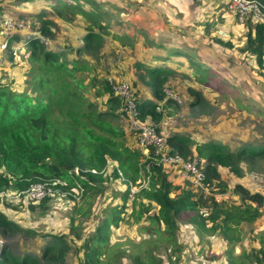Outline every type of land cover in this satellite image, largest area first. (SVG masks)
<instances>
[{"label": "trees", "instance_id": "obj_1", "mask_svg": "<svg viewBox=\"0 0 264 264\" xmlns=\"http://www.w3.org/2000/svg\"><path fill=\"white\" fill-rule=\"evenodd\" d=\"M253 1L264 10V0ZM21 2L33 0H12L13 6ZM82 3H88L91 11L82 7ZM32 4L35 11L30 10L28 15L40 20L37 31L42 34L49 33L47 28L51 21L46 18L50 13L66 21L76 15L83 16L95 25L96 29L90 27L82 37L84 50L88 49V43L97 46L102 34L107 33L106 23L101 24L97 20L105 14L102 6H112L110 2L38 0V4ZM244 25L247 31L241 51L253 55L257 67L264 70V21L251 23L246 20ZM137 34H142L145 48L153 51L152 61L145 65L142 62L137 63V66L144 70L140 80L150 89L154 99L160 95L163 78L172 72L168 66L169 62H179L176 60L183 59L193 79L205 81L215 78L210 66L202 61L203 58L183 51V42L164 37L151 38L146 36L142 29H138ZM121 37V42L126 41L127 35ZM17 39V36H10L9 42ZM132 41L135 42L133 39ZM25 44L28 50L24 53V59L31 70L28 81L25 80L26 87L19 90L21 84L4 83L0 80V191L16 192L26 189L31 183L60 179L66 185L59 188L66 190L77 184L81 188L80 198H84L91 193H101L105 180L118 179V169L125 185L122 191L116 193L119 204L103 207L93 231L82 239L78 246V250L82 252L80 264H163L161 254H155L152 248L126 254L118 251L111 257L105 255L109 231L111 227L115 228L120 221L125 220V215L126 218L131 217L133 222L147 221L153 228L146 229L147 232H154L150 234L160 236L167 246L170 245L169 254H165L170 264L174 263L170 254L177 249L178 222L190 224L197 233L204 231L210 235H221L227 244L225 251L228 264H235L229 250L231 243L239 240L235 234L236 227L241 223H252L264 216L261 211L264 198L259 192H251L238 182L229 186L226 179L241 177L242 162L264 156V142H241L234 152L217 141L198 143L193 147V154L201 162L198 167L202 173V187L196 188L181 179L173 183L164 171V166L156 162L151 150L145 154L137 144H125L127 134L114 122L115 118L124 117L123 103L112 92L107 79L92 76L89 84H81L76 74L77 70L85 68L83 64L77 65L79 63L76 64V60H70V67L67 68L66 61L61 59L60 54L44 48L31 34L25 39ZM223 44L229 46L226 42ZM218 81L216 80L217 83ZM79 88H83L85 93L91 90L90 95L93 98H105V109L96 107L97 103L94 101H88L84 97L85 94L78 92ZM141 95L139 93L135 96L138 118L145 122L149 118V122L154 124L160 116V113L155 111L156 102ZM195 98L200 99L199 96ZM69 101L71 105L63 109L62 116L67 121V125H64L57 120L52 110L65 107ZM155 127L156 131H160L158 126ZM133 141L136 142L135 139ZM166 143L171 152L178 153L184 159L191 158V140L186 135L169 134L166 136ZM109 161L114 162L116 168H112L109 174L99 173ZM217 167H223L229 175L235 176L221 179ZM74 168H77L78 174L71 176L69 171ZM88 169H94L96 172H90ZM172 171L173 175H177V169ZM139 178L145 180L146 185L141 186L129 197V184ZM229 191L239 197L237 202L228 201L227 195L222 196ZM215 195L219 196L217 200ZM129 198H132L133 205L138 206L137 211L132 208L127 213ZM48 199V196L44 197L37 201L36 205L29 201L32 203H28V208L43 212ZM203 207L209 208L205 217L198 212ZM0 225H9L2 215ZM70 229L72 230L71 225ZM23 232L33 235L36 231ZM48 236L50 238L42 245L38 256H15L4 250L0 254V264H35L40 260L62 264L70 248L64 238L66 236ZM262 238L264 240V235ZM122 258L127 261L121 262ZM239 258L237 264H264V249L259 247L243 252Z\"/></svg>", "mask_w": 264, "mask_h": 264}, {"label": "rangeland", "instance_id": "obj_2", "mask_svg": "<svg viewBox=\"0 0 264 264\" xmlns=\"http://www.w3.org/2000/svg\"><path fill=\"white\" fill-rule=\"evenodd\" d=\"M95 1L110 2L112 4V6H102L105 14L97 20L101 24L106 23L107 33L102 34L100 43L97 46L88 43V49L84 50L82 48L85 44L82 40L83 35L89 31L90 27L91 29H96V27L83 16L76 15L70 21H66L55 16L54 13H50L46 18L51 21V25L47 28L49 33L42 34L37 31L40 20L28 15L30 10L35 11L32 3L38 4V0L21 2L16 6H13L12 0H0V80L4 83L21 84L19 90L26 87L25 80L28 81L31 70L28 68L27 60L24 59V53L28 50L25 39L29 37L26 32H30L31 36L39 40L44 48L60 54L61 59L66 61L67 68L70 67V60H76V64L79 63L77 65L83 64L85 66L82 70H77L78 74H76L81 84H89L91 77L96 76L98 79L111 80L113 86H127L134 97V101L136 94L141 93L143 98L152 99L156 102V105L161 103L158 120L154 121L153 124L147 118V122L158 126L164 136L173 133L186 135L191 140V158L197 159L193 154V147L207 140L217 141L232 152L236 150L241 142L251 144L264 142V70L258 68L255 63L251 64L243 56L242 58H233L227 53L226 57L241 61V63L235 65L238 69L235 72L240 76H235L233 74L235 67L228 68L216 58L217 55H223L221 48L229 47L223 44L226 41L220 40L222 43L217 40H213L214 42L209 41V45L218 43L220 53H212L207 50L209 47H203L204 51L209 52L210 58H215V62L210 63L206 59L202 61L206 65L212 66L210 69L213 71L215 78L209 79L207 82H200L192 78L193 76L186 68L185 61L181 62L183 59L176 60L179 62H169L168 66L172 72L163 78L164 82L160 95L154 99L150 89L140 80V75L144 74V70L142 67L137 66V63L142 62L145 65L148 64V61H152L153 51L145 48L144 38L142 34H137V30L141 29L138 27L147 19L153 20L154 18L157 22H162L165 7L157 5L155 0ZM143 2L155 4L157 18L152 15L151 8L146 10V7H142L137 13L135 12V6ZM83 3L80 5L91 11V6L88 3ZM122 10L124 11L122 12ZM121 21L124 23H121ZM9 23L16 28L11 31L9 36H6L7 32L4 29ZM19 24L22 27L18 28ZM142 30L146 36L153 37L146 29ZM13 35L17 36L18 39L9 42L10 36ZM113 35L116 36L113 37ZM122 35H127L124 42H121ZM14 44L21 46L19 56L16 57L15 61L9 56V46ZM170 44L173 46L172 43ZM183 51L194 52L185 46ZM161 65H165V63H161ZM227 79H229V84ZM216 80L221 81L222 84L217 83ZM231 80L235 82V85L230 84ZM243 82L246 87L242 86ZM78 92L85 94L84 97L88 101L96 102V107L104 108L105 98H93L90 95L91 90L85 93L83 88H79ZM172 95L177 97L178 102L172 100ZM196 96H199L200 99L196 100ZM71 98L74 99V97ZM70 105L69 101L65 107L52 110L61 124L67 125V121L65 118L63 119L62 114L63 109ZM114 122L120 125L127 134L125 144H137L138 146L137 136L134 132H130L126 117L119 116L114 119ZM133 138L137 143L133 141ZM200 163L198 162L197 166H201ZM111 165H115V163L109 161L105 165V169L102 168L99 173L109 174ZM240 168L241 177H231L226 179V182L233 184L238 182L251 192H259L264 198V156L248 159V161L246 160L240 164ZM217 170L222 177L221 179H225L227 176H235L229 175L223 167H217ZM164 171L169 175V179L174 181L173 183L180 180L178 175L172 174L174 173L172 167H164ZM122 180L121 176L118 179L105 180L101 186L103 188L101 193H91L84 198L76 196L73 201L68 194L75 191L74 187L62 190L60 193H54L48 196L46 209L43 212H39L36 208L29 209L28 203L32 202L21 197L12 198L9 197L10 195H0V215L9 222L7 227L0 225L1 252L3 253L5 250L8 254L15 256L23 254L38 256L42 245L50 238L48 234H64L70 248L65 254L62 264H80L82 252L78 250V246L82 239L93 231L101 216L103 207L119 204L116 193L125 188ZM130 185L135 193L141 186L146 185V181L139 178L134 183H130L129 187ZM7 192L11 194L13 190H7ZM230 193L231 191L222 196L227 195L228 201L237 202L239 197ZM217 197L219 198V196ZM131 199L129 198V201H127V213L132 208L134 211L138 209L136 204L133 205ZM32 204L36 205L37 202ZM261 211L264 215V202ZM124 219L118 223L117 227H111L105 255L111 257L113 253L118 251L126 254L152 248L155 254H161L163 264H170L165 256V254H169L170 245L167 246L168 244L160 236L150 234L154 232H147L146 229H153L147 221L133 222V219L131 217L126 218V215ZM23 230L36 232L30 235L23 232ZM235 234L238 235L239 240L231 243V250L229 251L231 259L237 264L241 253L259 247L264 249L262 238L264 235V216L249 224H239L236 227ZM176 243L177 249L170 254L173 264H228L225 251L227 248L226 240L217 233L213 235L204 231L197 233L190 224L178 222ZM126 261V258L121 259V262ZM35 264L52 263L40 260Z\"/></svg>", "mask_w": 264, "mask_h": 264}, {"label": "crops", "instance_id": "obj_3", "mask_svg": "<svg viewBox=\"0 0 264 264\" xmlns=\"http://www.w3.org/2000/svg\"><path fill=\"white\" fill-rule=\"evenodd\" d=\"M155 3L165 7V12L162 14L163 21L157 22L154 18L153 20L147 19L138 27L149 31L150 33H148L153 36L151 38L157 39L158 37H164L181 41L187 48L194 51L193 54L197 58L202 59L204 57L203 59H206L210 63H214L215 58H210L208 51L212 53L220 52L218 51V43L209 45V41H226L229 47L221 48L223 55H217L216 58L222 61L228 68L231 67L232 69L235 67L233 70L234 73L231 72L235 76H240L235 72L238 70L235 65L241 63V61L226 57L227 53L233 58H242L243 56L251 64L255 63L253 55L241 51L247 29L243 23H238L226 9L225 0H155ZM142 7H146V10H150L148 8H151L152 15L157 18V13L154 8L155 4L143 2L135 6V12L137 13ZM203 47H209L207 49L208 51H204ZM200 82H207V80ZM219 83L222 84L221 81ZM227 83L229 84V79H227ZM230 84L235 85V82L231 80ZM242 86L246 87L244 82Z\"/></svg>", "mask_w": 264, "mask_h": 264}, {"label": "built area", "instance_id": "obj_4", "mask_svg": "<svg viewBox=\"0 0 264 264\" xmlns=\"http://www.w3.org/2000/svg\"><path fill=\"white\" fill-rule=\"evenodd\" d=\"M226 9L233 15L234 19L238 23H245L246 20H249L251 23H259L264 21V10H262L259 5L253 0H225ZM18 28L22 27L21 24L17 26ZM16 27L11 23L7 25L4 29L7 33L6 36L11 34ZM30 34V32H26ZM44 43V42H43ZM20 45L14 44L9 47V55L15 61L16 57L20 53ZM112 92L121 99L123 103V113L129 123L130 132H134L137 136V142L140 150L143 153H148L149 150L152 151L153 155L156 158V162L162 164L164 167H172V169H177V175L181 180L188 181L196 188H201V178L202 173L197 166L198 159L190 158L184 159L181 155L175 152L170 151V147L166 143V136L163 135L161 131H156L155 125H152L148 122L141 121L138 118V109L134 101L132 93L128 90L125 85H114L111 80H108ZM168 96V95H167ZM173 98V99H172ZM172 100L178 102V99L175 95H172ZM166 99V98H165ZM164 99V100H165ZM165 102V101H163ZM160 104L155 105V111L160 110ZM116 168L115 165H111V169ZM105 169V168H103ZM90 172H96L94 169H88ZM118 175L121 176V173L118 169ZM71 176L72 174H78L77 168H74L72 171H69ZM229 186L233 183H228ZM65 182L60 179H50L46 182H35L28 185V187L21 191H13L11 194L7 191H0V195L9 196L12 198H23L28 201L37 202L38 200L50 196L54 193H60L63 189L59 188L65 186ZM75 191L70 193L72 201L76 196H81V188L76 184L74 187ZM134 193L131 185L129 187L128 196L131 197ZM207 193V189L205 190ZM227 194V193H226ZM216 200L218 199L217 195ZM199 214L202 217H205L209 213V208L203 207L199 209ZM1 246V244H0ZM1 249V248H0ZM1 254V250H0Z\"/></svg>", "mask_w": 264, "mask_h": 264}]
</instances>
